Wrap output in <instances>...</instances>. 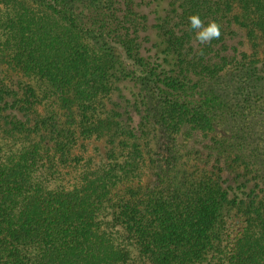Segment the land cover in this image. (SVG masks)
<instances>
[{
  "label": "trees",
  "instance_id": "trees-1",
  "mask_svg": "<svg viewBox=\"0 0 264 264\" xmlns=\"http://www.w3.org/2000/svg\"><path fill=\"white\" fill-rule=\"evenodd\" d=\"M0 264H264V0H0Z\"/></svg>",
  "mask_w": 264,
  "mask_h": 264
},
{
  "label": "rangeland",
  "instance_id": "rangeland-1",
  "mask_svg": "<svg viewBox=\"0 0 264 264\" xmlns=\"http://www.w3.org/2000/svg\"><path fill=\"white\" fill-rule=\"evenodd\" d=\"M218 131V130H217ZM216 131V132H217ZM220 131V130H219ZM180 141L184 144H187L186 146L190 147L193 144V140L187 138L185 135L180 137ZM94 147H98L100 152H103V143L95 142L91 145V149L93 151ZM154 171L150 169L148 166H142L140 169V179L134 180L132 182L133 185L141 184L144 187H148L153 182ZM244 227V218H242L240 215L236 213H232L228 219V239L229 241H234L237 238L240 237L242 233V229Z\"/></svg>",
  "mask_w": 264,
  "mask_h": 264
},
{
  "label": "clouds",
  "instance_id": "clouds-1",
  "mask_svg": "<svg viewBox=\"0 0 264 264\" xmlns=\"http://www.w3.org/2000/svg\"><path fill=\"white\" fill-rule=\"evenodd\" d=\"M190 27L195 31V39L199 44H208L221 36V25L216 21H210L205 25L199 14L189 17Z\"/></svg>",
  "mask_w": 264,
  "mask_h": 264
}]
</instances>
